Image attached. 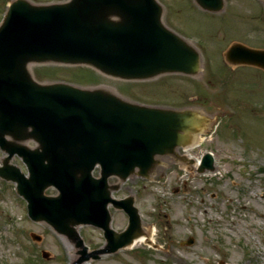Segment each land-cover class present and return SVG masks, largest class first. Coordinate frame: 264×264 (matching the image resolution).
Returning <instances> with one entry per match:
<instances>
[{"label": "water", "instance_id": "95a60500", "mask_svg": "<svg viewBox=\"0 0 264 264\" xmlns=\"http://www.w3.org/2000/svg\"><path fill=\"white\" fill-rule=\"evenodd\" d=\"M196 2L210 11L224 7V0ZM163 12L158 0H12L0 22V147L7 153L0 176L16 182L33 220L48 223L78 248L71 264L117 251L143 233L134 196L112 197L120 182L111 185L109 178L150 177L160 155L186 160L177 148L193 144L212 119L191 107L130 101L109 86L40 81L31 66L86 65L124 80L197 75L199 49L164 23ZM225 56L264 68V49L235 42ZM16 154L27 174L10 161ZM214 169L207 152L198 171ZM51 186L56 194L46 193ZM109 203L129 214L124 230L111 227ZM81 224L102 227L105 244L90 250Z\"/></svg>", "mask_w": 264, "mask_h": 264}, {"label": "rangeland", "instance_id": "374dc122", "mask_svg": "<svg viewBox=\"0 0 264 264\" xmlns=\"http://www.w3.org/2000/svg\"><path fill=\"white\" fill-rule=\"evenodd\" d=\"M7 1L0 0V19ZM159 1L164 6V22L200 48L202 70L197 76L174 73L118 81L84 65L31 66L37 79L85 86L105 83L130 100L191 107L212 119L199 145L186 152L191 161L189 155L197 159L212 151L215 170L200 173L193 162L163 156L164 165L157 166L151 178L132 175L114 192L116 197L136 193L143 225L155 227L152 237L157 243L140 242L85 262L220 264L224 260L228 264H264V70L234 65L224 58L233 42L264 47V1L228 0L220 12L203 10L194 0ZM4 155L0 148V164ZM11 161L26 170L19 156ZM56 192L55 187L46 190ZM122 215L115 214L116 228L127 224ZM78 230L90 249L104 243L98 228L79 225ZM32 232L41 239H34ZM189 236L195 238L193 244L184 243ZM77 251L48 223L33 221L15 183L0 177V264H70L78 257Z\"/></svg>", "mask_w": 264, "mask_h": 264}, {"label": "bare ground", "instance_id": "6f19581e", "mask_svg": "<svg viewBox=\"0 0 264 264\" xmlns=\"http://www.w3.org/2000/svg\"><path fill=\"white\" fill-rule=\"evenodd\" d=\"M198 138H199V136L196 137V140H197ZM193 167H195V166H193ZM243 207H245V206L243 205ZM259 214L262 215L263 213H262V212H259ZM148 237H149V236H147V235H141L140 237H137V238L133 241V243H132L129 247H127V248H133L135 245H137V244L140 243V242H146V241L148 240ZM149 239H150V238H149ZM69 244H71V243H69ZM83 264H86V262L83 263Z\"/></svg>", "mask_w": 264, "mask_h": 264}, {"label": "flooded vegetation", "instance_id": "af4514ba", "mask_svg": "<svg viewBox=\"0 0 264 264\" xmlns=\"http://www.w3.org/2000/svg\"><path fill=\"white\" fill-rule=\"evenodd\" d=\"M224 1H225V7H226V5L228 4V0H224ZM117 213L123 214L122 218H125L128 221V214H126L124 211H119ZM114 220H115V216L113 217V223H114ZM118 229H121V228H118Z\"/></svg>", "mask_w": 264, "mask_h": 264}]
</instances>
